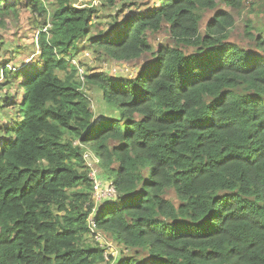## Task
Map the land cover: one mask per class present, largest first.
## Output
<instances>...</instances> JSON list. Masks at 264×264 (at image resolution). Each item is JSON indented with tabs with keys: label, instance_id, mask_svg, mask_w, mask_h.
<instances>
[{
	"label": "trees",
	"instance_id": "16d2710c",
	"mask_svg": "<svg viewBox=\"0 0 264 264\" xmlns=\"http://www.w3.org/2000/svg\"><path fill=\"white\" fill-rule=\"evenodd\" d=\"M98 1L118 10L92 34L95 0H0V28L21 8L40 16L38 61L0 40L13 113L0 117V264H110L100 230L128 250L116 264H264V25L248 18L242 46L232 9L245 0ZM162 32L168 43L150 41ZM85 48L146 59L133 76L81 79L66 56ZM85 85L118 112L90 131ZM89 151L118 190L96 226Z\"/></svg>",
	"mask_w": 264,
	"mask_h": 264
},
{
	"label": "rangeland",
	"instance_id": "374dc122",
	"mask_svg": "<svg viewBox=\"0 0 264 264\" xmlns=\"http://www.w3.org/2000/svg\"><path fill=\"white\" fill-rule=\"evenodd\" d=\"M47 5L49 9H52L54 6V2L56 0H43ZM78 5H86L90 3L92 0H73ZM253 3V4H252ZM95 5H98L96 7H99L100 11L99 14L93 19L94 23V30L92 34H98L99 31H106L109 27V25L113 22L114 17L117 14L116 8H101L100 2L98 0H95ZM223 7L226 8L225 4H222ZM250 7H252L253 12H250ZM24 10H28V8H21ZM21 11L19 18H14L7 22L6 27L0 28V40H5V42L10 46H18L19 44L24 45L23 54L21 55V60H24L28 57H30L31 61H38V52H39V44L33 43L34 34L32 30H28L30 27H32L33 20H39L40 16L37 12H34V15L29 11ZM236 22L235 26L232 28V36L231 39L234 42L239 43L242 46L247 45V36L244 34V25L245 21L248 18H252L255 24L264 25V4H261L258 0H245V7L243 9H232ZM45 17H42V21L39 24V27L41 28L44 26L42 23ZM202 28L204 29V24L202 25ZM170 40L169 36L166 34V32H162L159 34L154 35L152 38H150V41L154 42H161L162 44L168 43ZM82 45V43H81ZM64 56H66L64 54ZM17 58V57H16ZM66 58L71 62V65L77 64V67L79 68V71L81 72L82 76H86L90 73H108L109 75L114 76H133L138 68L140 67L141 63L146 59L144 58L142 61H136L134 63H120L111 59L105 60L104 56H101L93 51V49H81L79 51H73L72 54H69L66 56ZM20 61V59H19ZM70 66H68L67 70L70 69ZM63 72L59 73V76L63 77ZM76 80H79L78 74L75 77ZM2 89H0V97L1 95H4L6 91L4 89H7L9 92H11V86L8 84H2L0 86ZM83 90L87 92L90 96H92V104H93V110H95L96 113H100L102 117L104 116H112L117 115L118 112L114 107L108 106V104L105 103L102 97V92L98 87H92L88 88L86 85L83 87ZM18 95V99H20ZM0 101L2 102L1 98ZM92 107V105H91ZM8 109V108H7ZM0 108V117H2L5 120H8L12 118L13 113H10L9 110ZM12 109V108H11ZM13 111V110H11ZM103 112L105 114H103ZM91 151V150H90ZM89 151V152H90ZM93 154L92 152H90ZM99 169V167H98ZM101 170L98 173L99 179L105 180L108 177L107 167L101 166ZM93 195L96 196V193L93 191ZM169 196L175 201V203H178L179 200L173 190L169 192ZM104 203H108L109 199H106L103 201ZM97 206L101 208V205H104L103 203H97ZM109 237V236H108ZM97 238H101V236H97ZM89 242L95 244L92 238L89 237ZM116 243H113V249L111 251L117 250V254H119V251H121V247L119 245H115ZM117 262V261H116ZM112 264H115V261L112 262Z\"/></svg>",
	"mask_w": 264,
	"mask_h": 264
},
{
	"label": "clouds",
	"instance_id": "9594fccd",
	"mask_svg": "<svg viewBox=\"0 0 264 264\" xmlns=\"http://www.w3.org/2000/svg\"><path fill=\"white\" fill-rule=\"evenodd\" d=\"M249 1H252V0H249ZM121 63V62H120ZM79 74H80V78L81 79H84L85 76L83 77L81 72L79 71ZM93 106V104H92ZM97 115L94 117V119L92 120L90 126H89V129L87 131H90L95 125H97L100 121H102V116L101 114L98 112L96 113ZM98 119V120H97ZM97 120V121H96ZM86 157H88V163L89 165L91 166V169H90V172H89V177L92 179L93 181V191L95 192V183L96 181L100 182L101 183V187L103 189H108L110 188L111 189V193L106 195L105 197H103L101 200H98L95 195H93L92 193V196H93V199H94V202L95 204L97 203H103L104 205H108L110 203H114L113 201L117 200L118 199V190H117V186L115 185V183L113 182L112 179H110L109 175L108 177L105 179V180H102V179H99L98 177V173L100 171H103L100 169L101 167V164L100 166H98L99 164V159L95 158L93 154H91L90 152H87L85 154ZM99 167V169H98ZM95 175V178L92 177V175ZM106 199H109V202L108 203H104L103 201L106 200ZM103 205V206H104ZM99 209V206L95 205L93 211L91 212V214L89 215V218L88 220L90 221V223L93 225V226H96L97 222H96V218H95V215L97 214V211ZM97 235H100L102 237L101 240H99L100 242L106 244V251L104 253V257H105V260L107 262H110V264H112L113 261H115V264H116V261L118 258H120L123 254V252L127 251L128 250H125L123 247H121V251H119V254H117V250L115 251H111V249H113V241H108V236L107 234H105L104 232H102L101 230L97 232ZM116 243V242H115ZM117 244V243H116ZM115 244V245H116ZM118 245V244H117ZM112 259V260H111Z\"/></svg>",
	"mask_w": 264,
	"mask_h": 264
},
{
	"label": "built area",
	"instance_id": "2783aa9c",
	"mask_svg": "<svg viewBox=\"0 0 264 264\" xmlns=\"http://www.w3.org/2000/svg\"><path fill=\"white\" fill-rule=\"evenodd\" d=\"M92 177L93 178H95V175H94V173H93V175H92ZM95 193H96V198L98 199V200H101L103 197H105L106 195H108V194H110L111 193V189L110 188H108V189H103L102 187H101V183L100 182H98V181H96V183H95ZM98 236V235H97ZM100 236V235H99ZM97 240H101V238H97Z\"/></svg>",
	"mask_w": 264,
	"mask_h": 264
},
{
	"label": "water",
	"instance_id": "95a60500",
	"mask_svg": "<svg viewBox=\"0 0 264 264\" xmlns=\"http://www.w3.org/2000/svg\"><path fill=\"white\" fill-rule=\"evenodd\" d=\"M97 120H98V119H97ZM97 120H96V121H97Z\"/></svg>",
	"mask_w": 264,
	"mask_h": 264
}]
</instances>
